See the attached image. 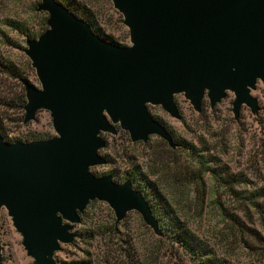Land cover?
Wrapping results in <instances>:
<instances>
[{
	"label": "water",
	"instance_id": "water-1",
	"mask_svg": "<svg viewBox=\"0 0 264 264\" xmlns=\"http://www.w3.org/2000/svg\"><path fill=\"white\" fill-rule=\"evenodd\" d=\"M111 1L129 46L100 36L58 0L40 1L36 11L47 13V29L26 39L40 88L21 79L24 123L46 110L56 136L11 143L0 134V212L7 210L34 264H58L55 253L78 238L74 226L91 201L106 202L116 224L136 211L164 235L130 179L92 173L108 162L102 133L116 135L119 127L132 142L157 136L175 149L148 105L179 120L177 94L198 112L205 97L213 108L228 92L236 119L243 106L260 110L251 91L259 81L264 86V0Z\"/></svg>",
	"mask_w": 264,
	"mask_h": 264
},
{
	"label": "rangeland",
	"instance_id": "rangeland-1",
	"mask_svg": "<svg viewBox=\"0 0 264 264\" xmlns=\"http://www.w3.org/2000/svg\"><path fill=\"white\" fill-rule=\"evenodd\" d=\"M40 1L0 0V63H11L38 88L40 83L24 51L26 39L39 37L47 27V13L36 11ZM75 1L91 13L100 33L122 46L131 45L123 16L111 0ZM10 20L21 23L22 30L10 26ZM251 93L258 99L259 113L254 115L243 106L237 119L231 92L213 108L205 97L200 112L184 94H177L179 120L159 105H148L178 146L172 149L157 136L145 143L132 142L128 132L117 127L116 135L101 134L106 146L100 154L108 162L91 171L96 176L111 174L123 183L127 173L137 170L163 190L177 215L217 257L237 264H264L263 84L259 81ZM23 94L21 79L0 67V134L11 143L56 136L46 110L24 123ZM206 167L217 169V175L207 172L201 185L194 173ZM74 231L78 238L72 244H61L55 253L58 264H194L167 236L156 235L136 211L116 224L114 211L106 202L91 201ZM0 245L1 264H34L4 208L0 212Z\"/></svg>",
	"mask_w": 264,
	"mask_h": 264
},
{
	"label": "trees",
	"instance_id": "trees-1",
	"mask_svg": "<svg viewBox=\"0 0 264 264\" xmlns=\"http://www.w3.org/2000/svg\"><path fill=\"white\" fill-rule=\"evenodd\" d=\"M58 1L65 5L78 17L84 19L91 26L94 32L109 41H113L108 35H103L99 32V28L96 26L91 13L88 12L85 7L80 6V4L75 0ZM8 24L14 28H21L22 30V25L19 22L10 20L8 21ZM46 29L47 27L45 30ZM2 39L7 40V37L4 36ZM0 67L4 73L10 74L14 78H23L21 77V74L15 70L11 63H0ZM25 103V95L23 94L21 95V106L23 107ZM204 163L206 162H203L202 164ZM210 171L213 173V175H217V169H210V167L199 170L198 174L194 173L197 183L204 185V176ZM127 174L128 175H126L125 181L130 179L134 188L144 194L145 198L151 205L154 215L165 230L164 235L167 236L168 239L172 240L173 244L180 247L194 264H237L231 263L224 258L217 257L212 252L209 244L193 233L185 224V222L177 215L176 211L173 209L172 202L154 181L148 179L146 175L143 177L140 176L137 170H132ZM221 178L224 180V182H228V180L224 179L223 177Z\"/></svg>",
	"mask_w": 264,
	"mask_h": 264
}]
</instances>
